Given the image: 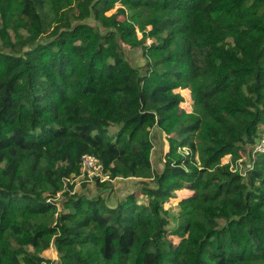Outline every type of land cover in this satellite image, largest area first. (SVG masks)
<instances>
[{
    "label": "trees",
    "instance_id": "trees-1",
    "mask_svg": "<svg viewBox=\"0 0 264 264\" xmlns=\"http://www.w3.org/2000/svg\"><path fill=\"white\" fill-rule=\"evenodd\" d=\"M263 129L264 0H0V264H264ZM86 154L148 201L75 192Z\"/></svg>",
    "mask_w": 264,
    "mask_h": 264
},
{
    "label": "rangeland",
    "instance_id": "rangeland-1",
    "mask_svg": "<svg viewBox=\"0 0 264 264\" xmlns=\"http://www.w3.org/2000/svg\"><path fill=\"white\" fill-rule=\"evenodd\" d=\"M117 6L107 12L108 15L116 11ZM122 19L123 16H120ZM89 23L96 25L97 22L90 18L87 20ZM147 42H149L147 40ZM127 57L130 59L131 63L136 66H143L145 64V58L141 53L140 48L132 49L126 46H122ZM183 108H188L186 103L182 104ZM181 106V107H182ZM189 109V108H188ZM115 131V128L111 129ZM264 130V129H263ZM151 141L152 146L149 151V157L152 161L153 167L157 171H161L164 168V156L165 152L169 149V144L167 141V136L165 132L158 126L151 128ZM187 150V148H184ZM249 149V148H248ZM242 158L237 161V164L233 163L232 167L234 169H240L243 173L248 167L251 166L248 150L241 151ZM227 161H230V155L227 156ZM81 169L79 172L73 174L69 181L74 183V191L77 193H85L90 196L101 195L106 198L109 204H115L119 199L127 197L129 194H135L137 201L140 203H146L148 201L147 195L143 192V188L146 184L154 186L151 179H143L139 177H117L109 178V176L101 170L100 165H88L83 161L81 163ZM97 176H99V181H97ZM107 182L106 184H103ZM175 196L167 204L166 207L170 209V213L178 214L180 207L178 201L182 194L177 191L174 192ZM63 195H59L56 201H60ZM41 255L45 256L50 261L58 259V252L55 246L52 245L50 248L44 250ZM46 264H51V262Z\"/></svg>",
    "mask_w": 264,
    "mask_h": 264
},
{
    "label": "built area",
    "instance_id": "built-area-1",
    "mask_svg": "<svg viewBox=\"0 0 264 264\" xmlns=\"http://www.w3.org/2000/svg\"><path fill=\"white\" fill-rule=\"evenodd\" d=\"M254 149L255 151L264 153V131L262 133V137L260 138ZM82 161L88 165L98 164L97 158L94 155H90V154L84 155Z\"/></svg>",
    "mask_w": 264,
    "mask_h": 264
}]
</instances>
